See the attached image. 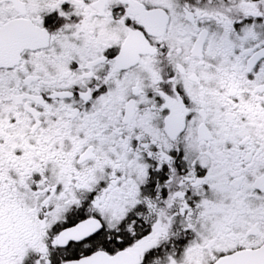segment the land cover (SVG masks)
Masks as SVG:
<instances>
[{
	"label": "snow or ice",
	"instance_id": "obj_1",
	"mask_svg": "<svg viewBox=\"0 0 264 264\" xmlns=\"http://www.w3.org/2000/svg\"><path fill=\"white\" fill-rule=\"evenodd\" d=\"M0 264H264V0H0Z\"/></svg>",
	"mask_w": 264,
	"mask_h": 264
}]
</instances>
